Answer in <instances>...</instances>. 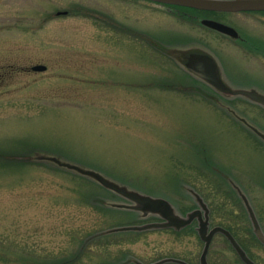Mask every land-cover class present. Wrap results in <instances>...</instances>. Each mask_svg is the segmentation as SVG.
<instances>
[{
  "label": "rangeland",
  "instance_id": "374dc122",
  "mask_svg": "<svg viewBox=\"0 0 264 264\" xmlns=\"http://www.w3.org/2000/svg\"><path fill=\"white\" fill-rule=\"evenodd\" d=\"M177 7L0 0V264H199L197 220L180 230H123L162 219L51 156L164 198L180 215L199 207L198 194L210 228L233 227L264 264V244L234 187L264 232V140L241 120L264 133V107L185 68L186 51L198 48L216 58L230 86L264 93V59L243 43H264V11ZM38 64L45 70L32 69ZM207 261L241 264L222 234Z\"/></svg>",
  "mask_w": 264,
  "mask_h": 264
},
{
  "label": "water",
  "instance_id": "95a60500",
  "mask_svg": "<svg viewBox=\"0 0 264 264\" xmlns=\"http://www.w3.org/2000/svg\"><path fill=\"white\" fill-rule=\"evenodd\" d=\"M157 3L184 6L200 10L208 11H218V12H239V11H264V0H152ZM201 24L217 30L221 33L227 34L231 37H237V31L220 21L202 18L200 20ZM185 53V68L197 76L198 78L207 82L211 87H213L218 92L227 95V96H243L248 100L257 103L264 107V93L259 89L250 87V88H234L230 86L222 75V71L219 67L218 61L216 58L207 51L201 49H191ZM33 70H44V65H35L32 67ZM249 128H251L261 139L264 140V133L258 130L253 125L246 122L241 118ZM52 161L56 162L58 165L70 168L75 170L83 175L94 178L102 185L113 189L120 193L122 196L132 201L133 204L130 205V208H134L142 212L144 216L147 215H156L160 217L161 221L149 222L143 225H135L132 227H123L121 229H137V230H146V229H161V228H173L175 230H180L181 228L191 224L194 219H196L197 226L196 230L199 237L203 240L204 245L200 255L199 264H208L207 262V253L209 249L210 242L212 237L216 233L223 234L233 249L238 254L239 258L244 264H255L254 261L247 255L246 251L242 248L233 234L223 226L216 225L209 228V209L204 200L196 194V198L199 203V207L195 208L185 215L178 214L172 204L161 197H152L149 195H143L136 191L129 190L126 187L117 184L116 182L110 180L109 178L103 176L99 172L91 169L82 168L76 164L69 162H62L54 156L49 157ZM239 195L241 196L246 209L251 220L253 232L260 242L264 244V232L261 229V226L257 220L255 212L249 203L247 197L239 190L238 187L234 186ZM165 262H175L179 264H190L185 260L173 257H166L159 259L155 262L149 264H162Z\"/></svg>",
  "mask_w": 264,
  "mask_h": 264
},
{
  "label": "trees",
  "instance_id": "16d2710c",
  "mask_svg": "<svg viewBox=\"0 0 264 264\" xmlns=\"http://www.w3.org/2000/svg\"><path fill=\"white\" fill-rule=\"evenodd\" d=\"M178 9L180 8V6L177 7ZM182 8V9H181ZM179 11V13H185V7H181ZM189 227V226H188ZM226 228H228L232 234L235 236V238L238 240V242L242 245V247L246 250V252L248 253V255L255 261V259L253 258L252 254L250 253V250L249 248L246 246V243H245V240L243 239V237H238L237 236V233L233 230V227H228V226H225ZM246 235L248 236V234L250 233V231H245ZM251 233L253 234V232L251 231ZM254 235V234H253ZM255 237V236H254ZM254 239L257 240V242H259V240L255 237ZM256 263V261H255ZM174 264H178V263H174Z\"/></svg>",
  "mask_w": 264,
  "mask_h": 264
},
{
  "label": "flooded vegetation",
  "instance_id": "af4514ba",
  "mask_svg": "<svg viewBox=\"0 0 264 264\" xmlns=\"http://www.w3.org/2000/svg\"><path fill=\"white\" fill-rule=\"evenodd\" d=\"M240 38V35L238 33V36L236 37V39ZM252 43L253 45H250V47L248 46V49H251L250 51L253 53H255L256 55H258L260 58L264 59V43H258L255 41V43H253L252 40H248V38H246L245 40L243 39V43L247 44V43Z\"/></svg>",
  "mask_w": 264,
  "mask_h": 264
}]
</instances>
